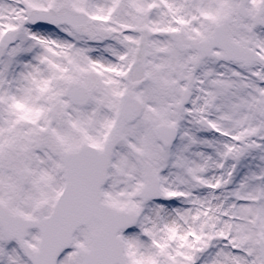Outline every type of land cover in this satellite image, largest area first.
<instances>
[{
	"label": "snow or ice",
	"instance_id": "1",
	"mask_svg": "<svg viewBox=\"0 0 264 264\" xmlns=\"http://www.w3.org/2000/svg\"><path fill=\"white\" fill-rule=\"evenodd\" d=\"M0 264H264V0H0Z\"/></svg>",
	"mask_w": 264,
	"mask_h": 264
}]
</instances>
